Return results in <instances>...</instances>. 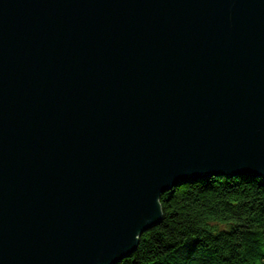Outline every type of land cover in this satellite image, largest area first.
Masks as SVG:
<instances>
[{"label":"water","instance_id":"1","mask_svg":"<svg viewBox=\"0 0 264 264\" xmlns=\"http://www.w3.org/2000/svg\"><path fill=\"white\" fill-rule=\"evenodd\" d=\"M214 176L264 180V0H0V264H117Z\"/></svg>","mask_w":264,"mask_h":264},{"label":"trees","instance_id":"2","mask_svg":"<svg viewBox=\"0 0 264 264\" xmlns=\"http://www.w3.org/2000/svg\"><path fill=\"white\" fill-rule=\"evenodd\" d=\"M162 222L117 264H264V180L214 176L162 194Z\"/></svg>","mask_w":264,"mask_h":264}]
</instances>
